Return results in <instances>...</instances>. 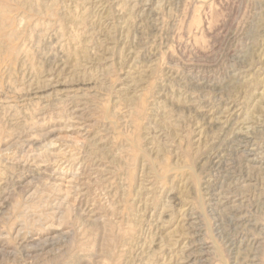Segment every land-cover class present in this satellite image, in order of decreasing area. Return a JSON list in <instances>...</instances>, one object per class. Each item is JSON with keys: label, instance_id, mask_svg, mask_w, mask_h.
Here are the masks:
<instances>
[{"label": "rangeland", "instance_id": "obj_1", "mask_svg": "<svg viewBox=\"0 0 264 264\" xmlns=\"http://www.w3.org/2000/svg\"><path fill=\"white\" fill-rule=\"evenodd\" d=\"M0 264H264V0H0Z\"/></svg>", "mask_w": 264, "mask_h": 264}]
</instances>
